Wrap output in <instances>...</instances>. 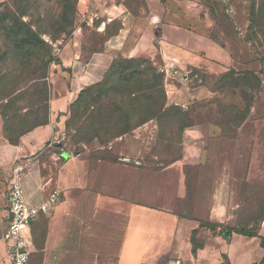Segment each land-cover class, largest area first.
Masks as SVG:
<instances>
[{"label":"crops","instance_id":"obj_1","mask_svg":"<svg viewBox=\"0 0 264 264\" xmlns=\"http://www.w3.org/2000/svg\"><path fill=\"white\" fill-rule=\"evenodd\" d=\"M92 1H78L73 35L59 49V70L49 75L47 122L10 144L0 117V264H10L3 234L16 164L23 166L28 205L40 208L58 193L56 204L32 225L29 264H260L264 180H249L240 158L246 120L231 145L223 138L202 140L211 129L198 122L215 117L191 113L195 123L183 131L182 156L166 168L142 162L135 134L105 145L93 141L76 154L61 146L76 93L98 83L116 58L153 62L165 73L168 102L212 107L215 75L251 71L238 62L255 57L248 42L251 2L105 0L101 10L112 21L103 22L101 13L89 23ZM190 67L204 74L198 85L190 86ZM259 86L248 117L264 92L261 80Z\"/></svg>","mask_w":264,"mask_h":264},{"label":"rangeland","instance_id":"obj_2","mask_svg":"<svg viewBox=\"0 0 264 264\" xmlns=\"http://www.w3.org/2000/svg\"><path fill=\"white\" fill-rule=\"evenodd\" d=\"M65 1L42 2L32 8L30 0H0V117L11 141L48 118V101L53 95L48 78L59 70V49L73 35L72 11L79 0H73L70 11L66 10V22L56 16ZM38 14L44 15L45 21L41 22ZM256 25L260 35L252 42L255 57H243L238 62L251 70L247 72L257 74L238 80L227 77V73L215 75L217 94L212 107L191 109L168 102L165 73L153 62L116 58L98 83L76 93L61 146L67 153L76 154L96 138L108 143L127 132L142 140V162L147 167L166 168L182 156L183 131L194 123L189 119L191 113L198 111L203 117L213 113L215 119L198 122L203 129H211V136L202 140L223 138L232 145L237 128L246 120L245 133L239 137L240 158L249 180H264V92L248 117L258 79L264 91L261 11ZM90 42L98 41L91 37ZM188 71V78L193 80L190 86L203 81L201 69L192 67Z\"/></svg>","mask_w":264,"mask_h":264},{"label":"built area","instance_id":"obj_3","mask_svg":"<svg viewBox=\"0 0 264 264\" xmlns=\"http://www.w3.org/2000/svg\"><path fill=\"white\" fill-rule=\"evenodd\" d=\"M104 3L105 0H93L89 3L86 14L89 23L99 21L101 13L105 16L103 22L110 23L112 21L110 15L103 9L101 10ZM176 74H178V70L173 69V75ZM22 177L23 166L16 164L7 193L9 220L3 234V240L10 244L7 248L10 264H29L30 256L34 250L31 226L41 211H49L58 200V193L53 192L40 208L28 205L21 187ZM175 264H179V262Z\"/></svg>","mask_w":264,"mask_h":264},{"label":"trees","instance_id":"obj_4","mask_svg":"<svg viewBox=\"0 0 264 264\" xmlns=\"http://www.w3.org/2000/svg\"><path fill=\"white\" fill-rule=\"evenodd\" d=\"M51 1H53V0H30V2H31V5H32V8H35L37 5H39V4H41L42 2H44V3H47V2H51ZM62 1H65V0H62ZM250 2H251V4H252V6H251V25H250V30H251V35L248 37V42H250L251 44H252V42L253 41H256V39H257V37H259V35H260V32H257V25H256V23H257V19H258V15H259V12L261 11V12H263L264 13V0H249ZM74 5V3H73V0H68V2L67 1H65V6H61V7H59V10H58V13L56 14V16L58 17V19H62V21H65L66 22V19L64 18V15L66 14V10L68 9L69 11H70V9H71V7ZM73 12V20H72V26L74 27V21H75V17H76V13H77V7H75V9L72 11ZM55 14V13H54ZM38 17H40V18H38L39 20H41V22L42 21H45V19L46 18H44V15H40V14H38ZM261 40H262V42H264V38H260ZM258 42V41H257ZM264 44V43H263ZM119 59H123V58H119ZM125 60H134V59H125ZM113 62H114V60H113ZM144 62L146 63V62H149L147 59H144ZM247 74H252V75H255L254 74V72H247V71H245V72H243V73H241L240 75L238 74V77L236 76L237 74H235L233 71H231V72H228L227 73V77H231L232 79H234V80H238V79H241V78H243L244 76H246ZM258 81V84H257V89L256 90H254L253 92L254 93H256V92H258V90L260 89V86H259V84H260V80L258 79L257 80ZM238 91V90H237ZM254 95V94H253ZM252 103H253V96H252ZM1 116V115H0ZM2 118V117H1ZM189 119H191L192 120V118L190 117ZM2 120H3V118H2ZM245 121V120H244ZM243 121V122H244ZM47 122V119H46V121H45V123ZM194 122V121H193ZM45 123H43V124H45ZM195 123V122H194ZM194 123H192L191 124V126L190 127H192L193 125H194ZM43 124H41V125H43ZM38 126H40V125H38ZM37 127V126H36ZM67 127H68V120H67V122H66V126H65V129L67 130ZM35 128V127H34ZM187 128H189V127H187ZM187 128H185V129H187ZM33 129V128H32ZM184 129V130H185ZM30 131V130H29ZM28 132V131H27ZM3 133H4V137H5V139L10 143V144H15L16 142H17V139L20 137V135L14 140V141H11V139L8 137V136H6V133H5V123H4V120H3ZM26 133V132H25ZM24 134V133H23ZM128 133L127 132H125V133H123V134H121L120 135V137H122V136H124V135H127ZM22 135V134H21ZM119 137V138H120ZM97 139V142L98 143H100L101 145H105V144H108V143H110V142H108V143H104V142H102V141H100L98 138H96ZM95 141V140H94ZM93 142V141H92ZM112 142V141H111ZM262 246L264 247V241L262 242ZM260 264H264V259L261 261V263Z\"/></svg>","mask_w":264,"mask_h":264}]
</instances>
